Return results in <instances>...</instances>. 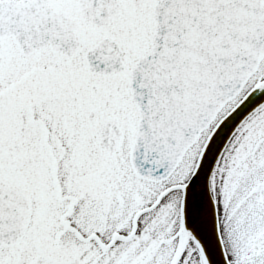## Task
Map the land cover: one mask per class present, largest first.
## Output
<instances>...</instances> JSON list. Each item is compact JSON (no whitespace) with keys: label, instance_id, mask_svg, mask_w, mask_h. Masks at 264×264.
Masks as SVG:
<instances>
[{"label":"snow or ice","instance_id":"snow-or-ice-1","mask_svg":"<svg viewBox=\"0 0 264 264\" xmlns=\"http://www.w3.org/2000/svg\"><path fill=\"white\" fill-rule=\"evenodd\" d=\"M0 264H264V0H0Z\"/></svg>","mask_w":264,"mask_h":264}]
</instances>
